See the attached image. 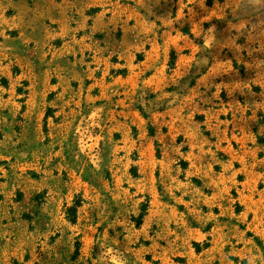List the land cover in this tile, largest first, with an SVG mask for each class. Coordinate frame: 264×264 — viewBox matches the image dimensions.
I'll return each instance as SVG.
<instances>
[{
  "label": "rangeland",
  "instance_id": "rangeland-1",
  "mask_svg": "<svg viewBox=\"0 0 264 264\" xmlns=\"http://www.w3.org/2000/svg\"><path fill=\"white\" fill-rule=\"evenodd\" d=\"M0 264H264V0H0Z\"/></svg>",
  "mask_w": 264,
  "mask_h": 264
}]
</instances>
